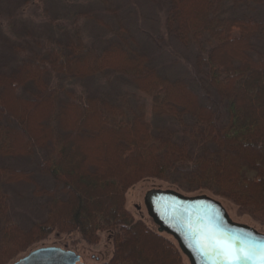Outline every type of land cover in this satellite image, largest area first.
Wrapping results in <instances>:
<instances>
[{
  "label": "trees",
  "instance_id": "16d2710c",
  "mask_svg": "<svg viewBox=\"0 0 264 264\" xmlns=\"http://www.w3.org/2000/svg\"><path fill=\"white\" fill-rule=\"evenodd\" d=\"M91 1L102 11L40 30L10 23L18 40H0V264L52 234L96 245L105 231L114 254L101 264H186L126 208L145 179L230 200L264 225V0H165L166 35L193 57L188 78L155 63L114 0ZM82 20L104 33L98 44Z\"/></svg>",
  "mask_w": 264,
  "mask_h": 264
},
{
  "label": "rangeland",
  "instance_id": "374dc122",
  "mask_svg": "<svg viewBox=\"0 0 264 264\" xmlns=\"http://www.w3.org/2000/svg\"><path fill=\"white\" fill-rule=\"evenodd\" d=\"M13 1L14 0H0V40H2L3 36H8V26L10 23L14 25L15 31L16 28L17 30L19 28L23 30L26 24L33 26L36 25L37 29L40 30L45 28L46 23L48 22L49 24V20L52 18L55 21H63L67 20L69 16L80 10L102 11L99 5L95 6V4H92L91 0ZM155 1L150 2L148 0H114V6L119 12L120 17L124 19L126 25L128 24V27L133 31L134 34H136V36L142 38L143 45L152 55V57L156 59H154L155 63L157 61V63L159 64H163V62H165L163 65L168 64L171 67V69L167 70L170 76H182L188 78L192 76V54L185 47L177 44L167 37L165 29V19L167 12V5L165 4L167 1L161 0V3ZM18 14H22L27 18L29 17L33 23H31L29 19H23L22 21L17 19L16 15ZM105 18L110 20L109 17ZM81 26L85 37L90 38L91 41L97 42L98 44L99 38L104 35V33H102L100 29H98V25L82 20ZM143 30L148 33L143 32ZM9 36H11L13 40H18L12 34H9ZM158 36H163L164 39L162 40L160 46H158L154 42V39L156 40ZM1 47L2 41L0 42V48ZM1 52L2 51H0V53ZM103 82L104 81L99 83V85L103 84ZM80 83L81 81L76 84L75 88H78L79 85L82 89H90L91 82H86V84L84 82H82V84ZM92 83L96 84L98 82L92 81ZM141 96L147 100V117L150 118L152 98L143 94H141ZM163 188H170V185L155 179H145L130 188L126 194V208L132 213L135 219L142 220L148 227L153 230H157V226L148 216L144 204V198L149 190ZM12 189V195L14 198L16 196V193L21 192L24 187L21 188L19 186H14ZM220 199L221 200H217L222 202L234 221L238 223L248 224L256 228L258 231L264 232V225H262L260 222L256 221L249 215L241 214L238 207L232 201L224 198ZM21 210L22 214L26 212V209H23L22 207L20 209L15 208V211ZM17 220H19L20 222H24L26 221V218L19 217ZM100 236L101 239L98 244L90 245L82 239L79 232L64 235L52 234L46 240L35 244L31 248V251L43 247H59L62 249L71 250L81 256L83 258L84 264H101L112 259L114 254V244L110 233L105 231L102 232ZM29 252H27L26 254H28ZM185 263L189 264L187 259H185Z\"/></svg>",
  "mask_w": 264,
  "mask_h": 264
},
{
  "label": "water",
  "instance_id": "95a60500",
  "mask_svg": "<svg viewBox=\"0 0 264 264\" xmlns=\"http://www.w3.org/2000/svg\"><path fill=\"white\" fill-rule=\"evenodd\" d=\"M144 204L158 233L172 237L189 264H217L201 248V242L210 244L213 237L264 242V232L234 221L221 201L206 194L185 195L172 189H152L146 193ZM13 264H84V261L71 250L43 247Z\"/></svg>",
  "mask_w": 264,
  "mask_h": 264
},
{
  "label": "snow or ice",
  "instance_id": "6c2138e0",
  "mask_svg": "<svg viewBox=\"0 0 264 264\" xmlns=\"http://www.w3.org/2000/svg\"><path fill=\"white\" fill-rule=\"evenodd\" d=\"M201 248L217 264H264V242L239 237H213L210 244L201 242Z\"/></svg>",
  "mask_w": 264,
  "mask_h": 264
}]
</instances>
